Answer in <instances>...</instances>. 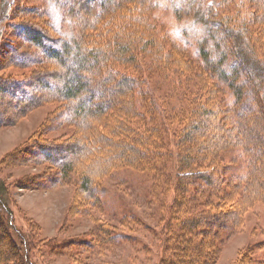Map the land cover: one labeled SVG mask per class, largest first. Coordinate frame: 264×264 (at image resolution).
<instances>
[{
    "label": "trees",
    "instance_id": "obj_1",
    "mask_svg": "<svg viewBox=\"0 0 264 264\" xmlns=\"http://www.w3.org/2000/svg\"><path fill=\"white\" fill-rule=\"evenodd\" d=\"M133 1L141 8L147 6L145 0L93 5L78 0L59 7L53 0H47L45 7L0 0V126L13 124L20 114L40 104L58 103L35 136L1 161L44 165L46 177L35 183L39 189L75 179V187L83 194L77 210L83 208L81 213L94 224L87 243L100 250L105 243L117 245L126 237L91 212L100 204L101 179L107 176V168L128 166L152 172L153 190L163 196L165 224L158 232L162 248L157 264H215L222 242L241 224L243 211L264 203V26L256 32L252 29L264 21V0H165L178 19L204 28L195 56L205 69L204 78H212L214 84L207 98H198L181 119H168L163 101L149 95L153 111L149 121L140 118L145 121L141 126L135 123L139 114L134 95L143 97L144 91L138 71L148 64L168 69L165 61L182 60L185 52L184 46L173 43L172 52H167L152 33L129 35L125 26L115 33L117 21L126 17L120 10L130 11L128 4ZM257 12L263 18L253 21ZM6 32L14 33L19 46L10 43ZM9 67L25 72L17 77ZM223 85L229 93L225 102L216 95ZM6 109L11 114L1 118ZM152 116L160 117L163 125L178 123L176 144L168 152L161 136L167 128L160 133ZM59 119L72 125L73 132L47 140L45 135L55 128L51 124ZM149 123L152 126L147 127ZM230 133L246 165L236 177H225L218 164L222 139ZM168 155L175 168L160 180ZM229 178L234 179L235 189ZM7 185L0 178V264H36L29 251L38 242L28 226L21 232L13 225ZM196 197L202 208L192 204L190 212L184 210L189 204L185 200ZM10 231L21 238L18 252L8 238ZM199 241L206 242L204 248L191 247ZM68 245L61 244L59 251ZM191 248L196 249L194 254ZM251 251L247 247L243 264L255 263Z\"/></svg>",
    "mask_w": 264,
    "mask_h": 264
},
{
    "label": "rangeland",
    "instance_id": "obj_2",
    "mask_svg": "<svg viewBox=\"0 0 264 264\" xmlns=\"http://www.w3.org/2000/svg\"><path fill=\"white\" fill-rule=\"evenodd\" d=\"M77 1L53 0V2H57L58 7ZM83 1L93 5L94 2L101 3V1L107 2L108 0ZM145 1H147L148 7L141 8L138 2L133 1L128 4V6L131 5L130 11H127V8L120 10L126 14V17L117 21L120 24L117 25L118 27H114L115 33H118V28L122 29L123 26L126 27L128 34L133 36L140 33L147 37L148 33H152L156 43H160L164 50L172 52L171 45L173 43L179 47L184 46L185 49L182 47L181 49L185 55L182 53V60L175 58L174 61H165L170 66L168 69L164 70L161 66L156 67L155 64H148V67H143L138 71L139 76L144 80L143 97L134 95L135 107L139 114L135 123L140 126L145 122L140 118L144 119L145 116L149 121L151 110L153 111L149 95L154 100L163 101L166 105L168 119L173 117L181 119V117L187 116L194 103L199 101L198 98H207V91H210L214 84L212 78H204L205 69L201 68L200 64L198 65L199 58L195 56L196 41L205 33L204 28L187 19H178L165 0ZM21 2L28 6H47V0H21ZM143 15H147L144 25L140 23ZM259 17L262 19L263 15L257 12L253 21L258 20ZM120 18L118 17V19ZM33 21L36 22V19L33 18ZM259 23L252 26L255 32L259 26H264V21ZM148 30L149 32H147ZM6 33L10 43L14 42L13 44L19 46L20 41L15 38L14 33ZM163 33L167 34L169 38L162 39ZM176 61H180V63L178 64ZM189 61L191 62L188 63ZM10 70L17 77L25 72V70L9 67L8 71ZM201 71L204 75L201 74ZM225 88L224 85L219 86L220 92L216 93L224 102L229 99V93ZM147 92H149L148 95ZM57 104L54 101L40 104L24 114H20L13 124L0 126V178L8 184L11 201H13L9 204L12 209V222L21 232H25L28 226L32 230L34 239L38 242L36 246L31 247L29 257L36 264H157L158 250L162 248L161 244L159 246L158 232L165 224L161 207L163 196L157 195L153 190L155 179L152 172L128 166L119 168L109 166L107 168V176L103 180L101 179L100 204L97 207H92L91 212L96 218L106 221L112 227H118L117 231L122 232L126 237L117 245H110L107 239L106 248L100 250L96 246L90 247L87 243L90 241L89 234L93 230L94 224L89 216L81 213L80 210L83 208L77 210V202L79 199L81 200L83 194H80L75 187L77 182L75 179H72L70 184L61 183L39 189L35 183L46 177L44 165L18 164L14 160L11 162L10 159L7 162L1 161L12 156L14 151L24 147L29 139L35 136L46 124L50 112L56 108ZM11 112V109L4 110L1 118L9 116ZM152 117L158 123L159 132L162 127L167 128V130H162L161 136L164 149L168 152L176 144L175 133L179 129L178 123L173 120L171 124L166 122L163 125L160 117ZM62 119L51 124L55 128L45 135L47 140L57 136L64 138L73 132L74 127L63 123ZM150 126H152L151 123L147 125V127ZM255 131L260 133L257 129ZM226 136L224 140L220 137L224 147L222 150L220 149V152H217V154L220 153L218 164L223 168L225 177H236L242 175L246 170L244 156L242 149L236 144V140L231 138V133ZM228 139L231 140L229 144H227ZM163 163H165V169H163L164 174L160 175L163 176L160 180L171 175L175 168L169 155ZM35 174H37V178L33 176ZM233 180V178L228 180L231 182L230 187L232 188L235 186ZM192 200H185L189 204L184 210L190 212L192 204L196 209L202 208L197 197ZM241 215L243 218L241 224L236 230L229 232L222 242L215 264L245 263L243 262L244 255L249 246L252 249L251 255L254 257V264H264V203L254 204L252 208L243 211ZM122 217L123 224L120 223ZM2 233L1 230L0 235ZM8 238L16 248L15 250L20 251L22 246L18 233L10 231ZM93 242L94 239H92ZM66 243H69L66 250L59 251L58 246ZM200 244L199 241L194 246L191 244V247L194 248L197 245L198 249L204 248L206 242ZM194 250L192 249L191 253L194 254Z\"/></svg>",
    "mask_w": 264,
    "mask_h": 264
}]
</instances>
